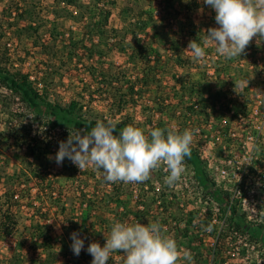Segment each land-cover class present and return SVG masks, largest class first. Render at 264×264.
<instances>
[{"label":"rangeland","instance_id":"374dc122","mask_svg":"<svg viewBox=\"0 0 264 264\" xmlns=\"http://www.w3.org/2000/svg\"><path fill=\"white\" fill-rule=\"evenodd\" d=\"M186 1L114 0V9L109 24L119 28V34H122L125 24L121 18L120 10L125 4L128 5L127 15L129 17L134 13L141 16L143 10L151 8L154 11L153 15L158 19L157 30L161 31L165 26L169 33H174L175 39L178 36L180 38L177 43L178 47L175 49L169 47V44L162 45L154 37L152 43L155 45V49L167 55L171 52L177 53V50L183 48L182 43H188L190 37H187L186 30L190 24H193L195 29L202 33H205L203 30L209 27L218 26L215 22V11L204 4L203 0H197L200 6L193 11L186 10L183 5ZM32 2L35 4L33 8L30 6ZM27 5L32 9L31 15L40 18L37 33L41 40L46 39L49 32L53 30L57 34V41L64 43L68 37L75 36L78 32L81 34L82 30L86 31L87 29L79 20L80 12L84 9L68 5L63 0H26V2L25 0H0V18L8 19L4 23V28L7 30L2 36V40L9 50L10 65L12 63L28 70L33 79H38L43 73V61H46L47 55L41 51L39 41L37 44L33 43L32 37L19 35L10 26L13 24V26L19 27L26 24V19L18 18L19 11L16 6H19V10L22 12ZM26 14L27 12L24 11V15ZM155 30L156 27L148 26L143 32L148 36L153 35ZM130 35L131 33L125 30L123 40L127 44L132 43ZM120 36L122 37V35ZM93 37L94 39L89 42L99 44V50L104 54L103 58L106 62H111L114 65L111 71L120 70L119 65L127 68L126 77L123 79L119 74L120 81L115 83L121 82L122 89L125 90L126 85L123 84L125 79H133L136 74L134 63H127V55L115 47L121 42L116 43L115 39L107 35H96L95 32ZM186 48L187 46H184V50L190 52ZM254 53H248V55H252L249 60L251 65L244 63L235 66L230 70L231 77L228 79H217L215 76L212 79L213 86L223 82L221 88L224 89L227 97L238 96L240 103L246 105L247 115L239 113L236 104L228 103L232 109L229 113L221 112L220 118L212 121L217 125H212L209 128V139L203 147L202 154L210 174L223 184L224 189L231 197L239 194L237 191L240 173L248 174L246 183L249 184V192L235 203L250 216V219L261 221L264 220V124H261L264 115V70L261 67L256 69L254 63H259L264 67V48L258 47ZM213 55L215 57V54ZM211 57L210 53H206L200 61L201 70L205 68L213 70L209 63L205 68L203 67ZM74 61L70 60L65 63L47 61L49 65L46 67L48 74L45 75V80L49 82L51 80L49 87L57 99L80 98L79 92L83 84L81 80L82 78L83 81L87 80L84 71L85 65L90 61L85 57L77 64ZM93 61L96 59L94 58ZM96 64L99 65V62ZM162 84L159 87L161 92L164 91V85L167 83L163 82ZM6 93V86L0 83V193L8 189L17 193V196L13 197L15 201L10 202V208L14 212L15 226L10 233L0 237V257L3 264H45V253H41V256L37 257L30 248L31 243L27 234L32 230V224L37 221L49 224L51 236L65 235L67 240L71 239V234L69 235L65 227L72 219L81 220L79 200L84 192L99 198L103 205L101 211H94L99 214L96 216L97 221L104 219L111 223L135 224L139 222L144 225L158 222L162 226L163 234L174 239L177 243L181 254L177 264H264V250L261 244L240 232H235L220 242L219 246L215 248L216 253H213L212 246L215 237L204 229L207 220H201V215L204 210L209 209L213 213V221L216 222L220 211L219 208L217 209L216 201L209 199L205 194L194 177L191 166L185 161V170L181 179L172 188H169L165 183L169 173L164 164L153 169L150 178L143 183L116 182L120 205L113 207L106 203L110 194L113 193V190H109L112 183L104 181L102 170H96L89 166L80 171L67 158L62 166H58L54 159H49V156L54 158L58 151L60 141L58 139L51 143L47 153V158L50 160L46 179L48 186L46 185V188L41 189L37 194L39 183H36L37 180L30 167L38 166L40 159L33 155H25V145H18L13 139L5 141V133L8 132L9 127L6 120L7 111L1 102ZM136 95L134 96L135 103L125 107L124 112L146 125V118L155 110L150 107L154 106L151 103L154 94L149 90L143 96H139L138 93ZM94 98L91 108L99 115L110 116V106L102 104L99 101L101 97L98 95ZM82 100L84 99L82 98ZM9 103L11 102L8 101ZM172 107H174L173 104L169 106V108ZM255 107L256 110H254ZM158 116L162 117V114H158ZM32 122L35 126L39 123L36 120H32ZM172 122L175 123L173 118ZM225 122H229L227 134L230 139H227L218 130L223 127ZM54 197L59 200L51 204ZM4 201V198L0 201V214L7 205V201L1 204ZM61 206H65L63 212L60 211ZM184 230L186 233H183ZM19 242H24V249L19 246ZM185 252L190 253L191 261L183 258ZM14 254L21 258L18 263L13 261ZM76 257H82L85 260L84 264H91L92 256L86 251L82 250L79 256H75L72 250L66 251L64 248L56 249L53 260L49 264H72ZM123 257L125 256H121V259Z\"/></svg>","mask_w":264,"mask_h":264},{"label":"trees","instance_id":"16d2710c","mask_svg":"<svg viewBox=\"0 0 264 264\" xmlns=\"http://www.w3.org/2000/svg\"><path fill=\"white\" fill-rule=\"evenodd\" d=\"M63 1L68 5L84 9L80 12L79 20L87 29L86 31L82 30L81 34L78 32L75 36L68 37L64 43L57 41V34L53 30L49 32L46 39L41 40L40 35L37 33L40 18L31 15L32 9L28 5L22 12L19 10L20 7L16 6L17 11H19L18 18L26 19V24L19 27L11 24V28L13 27L14 31L19 35L32 37L33 43L37 44V41H39L42 48L41 51L48 57L45 62L43 61V73L40 75L41 78L38 79H33L28 70H24L12 63L10 65L9 50L4 40H2V36L7 30L4 28V23L8 19L0 18V83L7 88V93L4 94V99L1 103L6 108V120L9 127L8 132L5 133V141L13 139L16 144L25 145V155H33L35 158L40 159L38 166L35 168L29 166L34 178L37 180L36 183H39L36 193L38 194L41 189L43 190L46 185L48 186L46 179L50 160L47 158V153L51 143L58 139L60 141L66 140L68 130L86 128L90 130L97 121L114 124L116 126L115 135H119L123 128L128 125L141 129L145 135H148L155 128L171 130L175 133H182L186 129L194 130L193 141L190 146L191 156L185 157V162L191 166L197 182L209 199L216 201L217 209L219 208L220 211L216 222L213 221V213L209 209L204 210L201 215V220H207L204 229L206 230L208 226H211V230H207V232L215 237L212 246L213 253H216L215 248L219 246L220 242L235 234V232L247 234L252 240L259 242L264 250V220L247 218L246 213L235 203L249 192V184L246 183L248 174L245 172L241 173L240 181L238 182L241 189L240 194L231 197L228 191L224 189L223 184L210 174L202 154L203 147L209 139V128L212 125H217L213 124L214 122L212 121L220 118L221 112L229 113L232 109L228 103L236 104L239 113L247 115L246 105L240 103L238 96L227 97L226 92L221 88L223 82L213 86L212 79L214 76L217 79H228L231 77L230 70L235 68V66H240L244 63L251 65L252 63L249 60L252 55H248V53L256 52L258 47L264 48V40L253 38L244 54L240 57L225 59L217 52H214L216 51L214 44L204 43L205 33L196 30L195 26L190 24L186 30L187 37H190L188 43L190 40H196L197 43L204 47L205 53L212 55L203 67L205 68L206 64L209 63L213 70L211 71L208 68L201 70L199 67L201 66V60H194L191 52L184 50V46H188V43H182L181 46L183 48L181 50H177V53L171 52L168 55L155 49V45L152 43V38L154 37L162 45L169 44V47L175 49L178 47L177 43L180 38L178 36L176 40L174 33H169L165 26L161 31L157 30L158 19L153 15V9L147 8L141 12V16L134 13V15L129 17L127 15V11L129 12L128 5L125 4L120 10L121 18L125 24L124 33L119 34V28L109 24V19L114 9V0ZM183 5L186 10L193 11L198 9L200 3L197 0H187ZM30 6L33 8L35 4L32 2ZM24 11L27 12L26 15H24ZM148 26L156 27L153 35L147 36L143 32ZM125 30L131 33L132 43L130 44L123 40ZM93 31L96 35H107L115 39L116 43L121 42L120 45H115V47L127 55V63H134L136 74L133 79H125V83H123L126 85L125 90L122 89L123 85L121 82L119 84L115 83L120 81L119 74L122 75L123 79L126 77L127 68L119 65L118 68L120 70L111 71L114 65L111 62H106L103 58L104 54L99 50V44L89 42L94 39ZM213 54H215V57ZM84 57L90 62L85 65L84 71L87 80L83 81V78L81 80L83 84L79 92L80 98L73 97L69 100L55 98L49 87L51 80L50 82L45 80V75L48 74L46 67L49 65L47 61L65 63L75 60L74 62L77 64ZM94 58L96 61H93ZM257 60L259 61L260 59ZM96 62H99V65ZM254 65L256 69L261 67L264 70V67L259 63H254ZM39 73L41 72L39 71ZM163 82L167 84L164 85V91L161 92L159 87ZM149 90L153 91L154 94L151 98V103L154 106L150 107L155 110L146 118V125H144L142 122L136 121L124 110L131 103H135L134 96L136 93L139 96H143ZM96 95L101 97L99 101L102 104L110 106V116L99 115L91 108ZM8 101L11 103L8 104ZM172 104L174 107L169 108ZM242 106L244 107L242 108ZM158 114H162V117H157ZM172 118L175 123L172 122ZM32 120L39 122L37 126ZM228 128L229 122H225L223 127L218 128V130L227 139H230L227 134ZM23 160L25 159L23 158ZM250 171L252 172L251 167ZM109 190H113V193L110 194L109 200L106 201L107 205L119 206L117 183H112V187ZM16 196L17 193L8 189L0 193V201L3 198L7 201L6 208L0 214V237L10 233L15 226L14 212L10 208V202ZM57 200L59 198L54 197L51 200V204L53 202L56 203L55 201ZM99 200V198L84 192L79 200V207H81L79 217L81 220L72 219L65 227L69 235L76 231L80 234V238L84 239V252L89 243L93 241L99 242L103 246L106 242L105 237L111 232V228L115 224L114 222H106L104 219L97 221L96 216L99 214L94 211H101L103 208ZM5 201L1 204H4ZM63 207L65 206H61V212H63ZM31 227L32 230L27 234L31 243V251L37 257L38 255L40 257L41 253H45V264H49L53 260L54 252L57 248H64L66 251L71 250L72 240H67L64 237L65 235L60 237L57 235L51 236L49 233L51 226L49 224H42V222L37 221ZM183 233H186V230ZM18 244L24 249V242H19ZM54 248L56 249L54 250ZM123 255L120 251L112 252L108 264H124L125 257L121 259ZM20 259L18 255H13L15 263H18ZM84 262L85 260L82 257H76L72 264H84ZM0 264H3L1 257Z\"/></svg>","mask_w":264,"mask_h":264},{"label":"clouds","instance_id":"9594fccd","mask_svg":"<svg viewBox=\"0 0 264 264\" xmlns=\"http://www.w3.org/2000/svg\"><path fill=\"white\" fill-rule=\"evenodd\" d=\"M203 2L214 9L218 25L203 30L204 43L214 44L220 56L240 57L254 37L264 40V0ZM186 50L196 61L206 55L204 47L196 40H190ZM115 128L111 122L97 121L90 130H68L67 139L59 141L58 151L49 159L62 166L67 158L80 171L89 166L102 170L106 183H143L161 164L168 170L165 183L169 188L180 181L185 157L191 156L194 130L175 133L155 128L145 135L141 129L128 125L115 135ZM206 230H211V226ZM71 240V250L79 256L84 250V239L74 231ZM105 241L103 246L96 241L89 243L86 251L92 256L91 264H108L114 251L124 254V264H177L181 258L176 241L163 234L158 222L148 225L116 222ZM183 258L192 260L188 252Z\"/></svg>","mask_w":264,"mask_h":264},{"label":"built area","instance_id":"2783aa9c","mask_svg":"<svg viewBox=\"0 0 264 264\" xmlns=\"http://www.w3.org/2000/svg\"><path fill=\"white\" fill-rule=\"evenodd\" d=\"M254 110H256V107L254 108ZM261 124H264V115H263V118H262V120H261ZM229 159V158H228ZM221 171H224V169H221ZM239 177V179H240V177H241V173H240V175L238 176ZM239 184V183H238ZM240 186H239V189H238V193L240 194ZM235 195H238V194H235ZM248 213V212H247ZM246 216H248V214H246ZM248 218L250 219V216H248Z\"/></svg>","mask_w":264,"mask_h":264}]
</instances>
